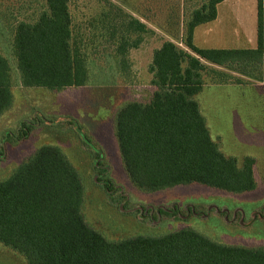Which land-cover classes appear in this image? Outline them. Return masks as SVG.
Returning <instances> with one entry per match:
<instances>
[{"label": "trees", "instance_id": "obj_1", "mask_svg": "<svg viewBox=\"0 0 264 264\" xmlns=\"http://www.w3.org/2000/svg\"><path fill=\"white\" fill-rule=\"evenodd\" d=\"M29 1L0 0V21L9 29L20 84L26 89L85 87L101 57L113 60L123 74L129 51L154 33L110 0L101 1V11L83 31L73 27L69 0H41L36 11L19 18ZM224 1L202 0L191 12L185 10L178 37L183 47L165 40L153 51L148 73L154 91L148 100L124 102L114 115L113 135L124 171L144 193L199 185L240 195L256 188L254 159L246 157L239 165L224 156L194 99L205 76L221 85L229 80L240 84L239 77L264 83L262 0H257L255 48L202 49L193 43L194 30L214 21L217 5ZM12 104L11 71L0 54V117ZM34 120L21 121L17 136L5 138L28 139L44 125L43 116ZM89 142L84 135L83 144L91 148ZM93 150L94 169L104 177L99 179L102 188L107 195L117 192L101 152ZM82 205L77 171L59 148L42 146L0 181V245L25 264H264V246L220 244L188 228L108 241L86 223ZM140 212L145 216L151 211ZM155 214L179 217L176 206Z\"/></svg>", "mask_w": 264, "mask_h": 264}, {"label": "rangeland", "instance_id": "obj_2", "mask_svg": "<svg viewBox=\"0 0 264 264\" xmlns=\"http://www.w3.org/2000/svg\"><path fill=\"white\" fill-rule=\"evenodd\" d=\"M30 1L19 11V18L36 11L41 3ZM69 1L75 29H86L101 11L102 0ZM110 1L154 33L145 36L137 49L129 51L123 74H119L113 60L101 57L91 67L89 84L82 88L60 92L23 88L11 51L9 29L0 21V54L11 71L13 94L12 107L0 117V181L8 178L38 148L54 146L61 150L82 181V214L86 223L108 241L158 237L188 228L220 244L264 246V83L233 75L242 79L240 84L229 80L221 85L205 76L203 89L194 98L211 140L221 153L235 158L239 165L246 157L254 159L253 192L233 195L199 185L156 193L140 191L129 182L121 163L113 135V118L124 102L148 100L154 91L148 73L153 51L165 40L183 47L178 37L183 35L184 12H191L202 0ZM262 20L264 49V0ZM256 29L257 0H227L218 4L214 21L194 30L193 43L202 49H253ZM262 63L264 73V51ZM40 116L44 125L34 128L28 139L5 138L6 134L17 136L21 121L33 123ZM84 135L91 141L88 144L92 150L83 144ZM93 148L101 152L102 163L108 169L106 174L117 186V192L107 195L102 188L100 180L104 177L94 169ZM175 206L179 217L155 214L156 209L170 211ZM147 208L151 212L143 216L140 211ZM0 264L25 262L0 245Z\"/></svg>", "mask_w": 264, "mask_h": 264}, {"label": "crops", "instance_id": "obj_3", "mask_svg": "<svg viewBox=\"0 0 264 264\" xmlns=\"http://www.w3.org/2000/svg\"><path fill=\"white\" fill-rule=\"evenodd\" d=\"M225 1H227V0H225ZM218 6V5H217ZM216 10H217V8H216Z\"/></svg>", "mask_w": 264, "mask_h": 264}]
</instances>
